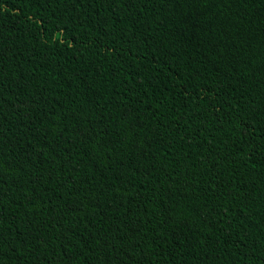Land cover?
<instances>
[{"label":"trees","instance_id":"obj_1","mask_svg":"<svg viewBox=\"0 0 264 264\" xmlns=\"http://www.w3.org/2000/svg\"><path fill=\"white\" fill-rule=\"evenodd\" d=\"M0 264H264V0H0Z\"/></svg>","mask_w":264,"mask_h":264}]
</instances>
